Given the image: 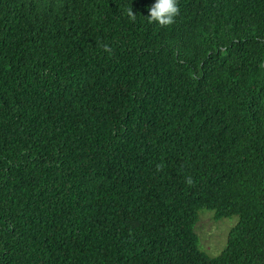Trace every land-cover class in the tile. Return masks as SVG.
Returning <instances> with one entry per match:
<instances>
[{
    "label": "trees",
    "instance_id": "trees-1",
    "mask_svg": "<svg viewBox=\"0 0 264 264\" xmlns=\"http://www.w3.org/2000/svg\"><path fill=\"white\" fill-rule=\"evenodd\" d=\"M153 2L0 0V264H264V0Z\"/></svg>",
    "mask_w": 264,
    "mask_h": 264
},
{
    "label": "rangeland",
    "instance_id": "rangeland-1",
    "mask_svg": "<svg viewBox=\"0 0 264 264\" xmlns=\"http://www.w3.org/2000/svg\"><path fill=\"white\" fill-rule=\"evenodd\" d=\"M236 223V216L216 220L212 210L200 209L198 211V221L194 227V232L199 241V249L209 256H217L225 246L229 230Z\"/></svg>",
    "mask_w": 264,
    "mask_h": 264
},
{
    "label": "clouds",
    "instance_id": "clouds-1",
    "mask_svg": "<svg viewBox=\"0 0 264 264\" xmlns=\"http://www.w3.org/2000/svg\"><path fill=\"white\" fill-rule=\"evenodd\" d=\"M179 14L178 0H154L148 7L147 15L145 16L149 23H158L160 26H167L174 23L175 17ZM132 20H135V14L130 9L128 13ZM105 52L111 53L112 49L107 45H103ZM187 183L191 184L192 180L189 177Z\"/></svg>",
    "mask_w": 264,
    "mask_h": 264
}]
</instances>
